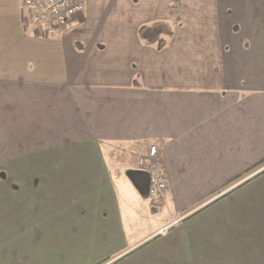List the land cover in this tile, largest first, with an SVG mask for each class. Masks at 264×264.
Returning <instances> with one entry per match:
<instances>
[{"label":"crops","instance_id":"0c3cea01","mask_svg":"<svg viewBox=\"0 0 264 264\" xmlns=\"http://www.w3.org/2000/svg\"><path fill=\"white\" fill-rule=\"evenodd\" d=\"M174 1L0 0V264H264V0Z\"/></svg>","mask_w":264,"mask_h":264},{"label":"built area","instance_id":"2783aa9c","mask_svg":"<svg viewBox=\"0 0 264 264\" xmlns=\"http://www.w3.org/2000/svg\"><path fill=\"white\" fill-rule=\"evenodd\" d=\"M22 3L29 13L26 16L27 22H31L40 34L49 37L53 36L56 28H70L72 18L83 12L85 6V0H22ZM157 156L158 147L153 144L149 153L141 157L140 165L149 175L151 199L161 202L169 189V182ZM174 223L161 229L160 233L166 234Z\"/></svg>","mask_w":264,"mask_h":264},{"label":"rangeland","instance_id":"374dc122","mask_svg":"<svg viewBox=\"0 0 264 264\" xmlns=\"http://www.w3.org/2000/svg\"><path fill=\"white\" fill-rule=\"evenodd\" d=\"M175 1L178 2L177 7H175V5H174L173 7L170 8L171 15H169V17H191L189 15V11L190 10H193L194 11V9H197L198 8V2H197V0H193L194 2H197V4H194L193 3L190 6H188L186 4L187 0H175ZM231 3L233 4V0H219V4H220L221 7H222V4L223 5H226V6H229ZM243 5L244 6H241L240 8L243 11L245 9V14L243 16H241V17H247V0H243ZM187 9H189V10H188L187 15L185 16V12L184 11H186ZM228 9H230L229 12H225V10H228ZM237 9H238V7L236 5H235L234 8H232V6L229 7V8H226L225 7V9L223 10L224 11V14H225L224 16L225 17H238V15L236 14ZM207 11H208V14H210V11H211L210 4L207 5ZM120 152H122V151H120ZM117 157H119V154H118ZM153 207L156 208V209H158V210H160V206L158 204H154Z\"/></svg>","mask_w":264,"mask_h":264},{"label":"trees","instance_id":"16d2710c","mask_svg":"<svg viewBox=\"0 0 264 264\" xmlns=\"http://www.w3.org/2000/svg\"><path fill=\"white\" fill-rule=\"evenodd\" d=\"M149 183H150V182H149ZM150 199H151V197H150ZM151 201H152L153 204H155V202H157V201H154V200H152V199H151Z\"/></svg>","mask_w":264,"mask_h":264}]
</instances>
